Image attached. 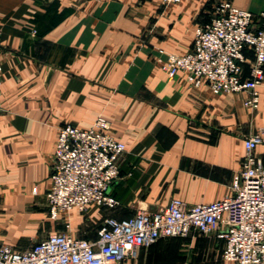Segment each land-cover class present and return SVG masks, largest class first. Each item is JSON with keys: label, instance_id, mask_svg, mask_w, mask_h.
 <instances>
[{"label": "crops", "instance_id": "crops-1", "mask_svg": "<svg viewBox=\"0 0 264 264\" xmlns=\"http://www.w3.org/2000/svg\"><path fill=\"white\" fill-rule=\"evenodd\" d=\"M229 1L264 12V0ZM218 2L0 0V246L28 250L67 231L68 221L74 236L95 240L106 217L126 220L174 198L209 204L232 193L245 139L264 137V83L254 109L248 93L214 94L184 72L170 78L155 61L160 50L188 53ZM99 117L127 146L110 189L120 205H93L55 224L47 193L59 130L90 128ZM256 153L264 161V143ZM223 248L215 236L192 234L141 248L130 264H233Z\"/></svg>", "mask_w": 264, "mask_h": 264}, {"label": "built area", "instance_id": "built-area-1", "mask_svg": "<svg viewBox=\"0 0 264 264\" xmlns=\"http://www.w3.org/2000/svg\"><path fill=\"white\" fill-rule=\"evenodd\" d=\"M182 1L163 0L167 5ZM159 54L155 61L170 78L184 72L195 86L206 84L214 94L248 93L246 105L259 107L264 83V12L256 15L220 0L210 22L195 29L188 53L160 50ZM3 73L0 62V112L4 109ZM263 143L262 134L245 139V155L233 178L232 193L222 200L189 205L174 198L156 212L141 210L126 220L106 217L95 240L74 236L68 221L67 231L51 234L28 250L1 245L0 264H130L141 248L192 234L222 241L225 262L264 264V161L256 153ZM126 152V144L103 117L90 128L61 127L47 193L49 218L62 222L72 213L87 214L93 205L118 208L120 203L110 189L120 178L119 161Z\"/></svg>", "mask_w": 264, "mask_h": 264}, {"label": "rangeland", "instance_id": "rangeland-1", "mask_svg": "<svg viewBox=\"0 0 264 264\" xmlns=\"http://www.w3.org/2000/svg\"><path fill=\"white\" fill-rule=\"evenodd\" d=\"M202 1H204V2H208V1H211V0H202ZM220 1V0H219ZM44 4H46V5H49V0L47 1V0H44ZM161 4H162V6L163 7H165V8H167V7H172L173 5H167V4H165L164 2H163V0H161ZM65 220V219H64ZM52 222H54V221H52ZM55 224H58V222H54ZM55 233H57V232H55ZM38 242H40V241H37V242H35V243H38Z\"/></svg>", "mask_w": 264, "mask_h": 264}]
</instances>
